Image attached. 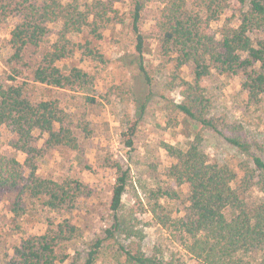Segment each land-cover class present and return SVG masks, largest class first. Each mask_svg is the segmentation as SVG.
Returning a JSON list of instances; mask_svg holds the SVG:
<instances>
[{
  "label": "trees",
  "instance_id": "obj_1",
  "mask_svg": "<svg viewBox=\"0 0 264 264\" xmlns=\"http://www.w3.org/2000/svg\"><path fill=\"white\" fill-rule=\"evenodd\" d=\"M128 2L122 11L124 0H0V30L14 21L8 40L11 56L4 62L6 70L0 71V130L12 132V148L25 156L22 163L0 149V194L11 199L8 209L16 220L36 201L67 216L59 223L48 222L42 235L10 245H4L0 235L1 263L97 264L110 252L114 264H175L159 248L146 250L139 218L146 210L140 198L135 203L126 200L135 184L133 170L124 163L108 165L115 172L108 217L91 238L82 231L83 218L74 212L81 200L93 197L92 185L71 176L39 173V163H49L53 153L72 151L82 163V143L93 138L94 130L59 98L34 100L28 86L32 82L83 94L87 104L96 105L97 73L70 64L80 56L83 63L105 66V55L95 42L123 27L131 34L135 52L121 59L122 66L134 67L141 93L154 81L145 61L151 54L160 61L159 71L171 69L165 87L178 99L166 103L176 142L164 144L172 162L152 194V217L180 238L196 264H264V150L243 123L215 113L201 85L213 75L240 78L248 107L264 101V0H155L150 32L144 31L150 0ZM150 42L156 51L149 50ZM114 90L129 106L132 89L124 84L109 88ZM146 102L135 101L134 115L121 121L122 142L130 150ZM180 117L199 131L182 138L176 128ZM204 132L221 138L240 161L214 158ZM84 170L94 175L89 164Z\"/></svg>",
  "mask_w": 264,
  "mask_h": 264
},
{
  "label": "rangeland",
  "instance_id": "obj_2",
  "mask_svg": "<svg viewBox=\"0 0 264 264\" xmlns=\"http://www.w3.org/2000/svg\"><path fill=\"white\" fill-rule=\"evenodd\" d=\"M128 0L119 5L122 11L128 7ZM157 3L150 0L149 7L144 13V31L150 32L153 26V18L156 14ZM14 27V21L10 20L0 30V71L6 70L4 62L11 56L8 47L10 31ZM216 28V26H215ZM95 45L104 53L107 60L105 66H97L95 63H83L81 57L72 60L70 66H83L92 74L97 73V104L89 105L83 94L74 92L56 91L31 82L28 86L29 93L34 100L44 98H59L64 106H68L75 118L89 120L94 130L93 138L82 143V154L80 158L72 151L63 154L53 153L49 163H39V173L45 177L59 178L71 176L90 183L93 187V197L80 201V206L74 215L80 214L83 218L82 231L85 236L91 238L100 233L104 225V218L108 217L107 203L111 195V187L115 182V172L108 167L113 161L124 163L125 169L131 168L134 176V187L131 188L126 200L130 203L141 200V207L146 210L139 218L143 220L145 228V247L148 252L157 249L164 254L167 260L175 264H196L182 248L180 238L174 236L169 230L158 225L150 213V204L155 201L154 189L161 184V175L165 167L171 164V160L164 151V144H175V137L169 131V116L165 112L166 103L177 99V95L170 93L165 84L171 73V69L164 68L159 71V60H155L151 54H147L146 65L154 81L147 92L141 93L140 84L136 82L137 72L134 67L122 66L121 59L135 52L131 34L126 28L117 27L106 33L103 41L95 42ZM149 50H157L155 44L148 43ZM187 71V70H185ZM186 73V72H185ZM22 81V80H20ZM126 87L132 89L129 106L122 103L116 95V90L109 91L111 86L118 88ZM109 85L107 89L106 86ZM207 96L213 104L217 115L227 114L232 120L244 124L248 135L257 141L264 150V101L257 106L248 107L246 94L241 91L240 78H226L213 75L201 81ZM144 94L148 99L144 98ZM146 101L145 113L139 124L135 136L134 150L124 146L121 134L123 127L121 121L127 114L132 116L135 113V101ZM177 132L187 139L190 135L196 134L199 127L195 124L187 125L183 118L178 119ZM205 144L209 153L214 158H226L232 164L240 161L236 151L228 146L215 134L204 132ZM14 136L7 128L0 130V149L2 152L16 156L24 163L25 156L12 148ZM92 166L94 175L84 170V166ZM9 197L0 194V235L4 245L16 243L22 237L29 235H42L48 222L59 223L67 216L48 210L41 202H29L26 216L22 219L13 217L8 209ZM148 211V212H147ZM80 249H83V247ZM106 257L102 255L97 264H114L112 254ZM0 264L1 260H0ZM66 264H70L67 262Z\"/></svg>",
  "mask_w": 264,
  "mask_h": 264
}]
</instances>
